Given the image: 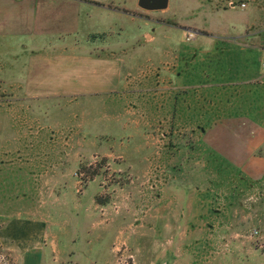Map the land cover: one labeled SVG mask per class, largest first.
Instances as JSON below:
<instances>
[{"label":"rangeland","instance_id":"rangeland-1","mask_svg":"<svg viewBox=\"0 0 264 264\" xmlns=\"http://www.w3.org/2000/svg\"><path fill=\"white\" fill-rule=\"evenodd\" d=\"M153 21L150 28L142 27L139 22L122 21L121 33L123 38L141 39L137 48L142 50L138 51L137 59L129 60L123 67L127 63L136 67L131 78L144 82L138 85L143 91L141 99L148 100L152 95V103L149 102L152 107L144 108L140 101L121 93L124 97L113 96V99L128 102L129 113L124 110L108 116V112L101 109L106 115L104 122L97 123L93 109L89 116L95 119L94 123L87 125L78 115L71 121L58 120L52 124L54 131L64 126L59 132L62 135L52 140V145L71 150L66 158L62 156L64 166L56 163L51 167L59 171L60 166H66L68 170L59 171L63 178L58 181V187L44 180L47 187L42 185L41 189L42 211L48 201L55 199V209L61 208L63 214L74 206L68 204L75 199L81 202L82 223L73 238L70 253L64 251L66 243L70 244L69 238L62 236L61 241L57 240L59 251L49 256L47 264H162L170 257L166 247L164 251L160 247L161 233L155 229L161 198H217L221 204L216 209L224 212V198L230 194L224 181L231 184L237 180L236 175L241 180L244 175H250L253 181H264V148L256 149L264 136V0H172L168 14ZM187 24H195L211 33L203 37V31L200 35L194 31L197 36L189 42ZM146 35L158 39L150 44ZM240 37L245 38L233 42L232 38ZM165 48L173 50L168 57L164 56ZM165 62L169 64L168 75L163 69ZM177 64L184 66L187 78L183 74L171 75V67ZM228 69L231 74H227ZM149 72L153 74L147 75ZM149 87L159 89V95L154 97V91L145 92L150 91ZM214 87L223 89L224 98H219L224 101L223 106L183 108L180 101L184 99L211 101L209 90ZM100 99L111 103L112 98L101 96ZM198 111L203 116L201 121L196 117ZM208 146L225 154L221 158L227 165L226 171L208 172V152H205ZM252 151L256 157L249 156ZM70 157L75 167L67 165ZM247 159L251 160V165L243 164ZM226 173L227 179H216ZM214 178L222 185L215 187ZM44 190L49 194H44ZM65 221L66 216L62 215L56 222L64 225ZM253 229L239 240L259 249L264 245V232L257 229L259 234L252 236ZM172 240L169 236L166 242L169 247L174 246ZM99 241L103 244L101 248L109 246L112 256L108 257L109 251L104 249V259L91 263L82 250L101 251L97 248ZM217 242L218 254L231 252L229 237L218 235ZM0 264H16L15 258L4 253L1 247Z\"/></svg>","mask_w":264,"mask_h":264},{"label":"crops","instance_id":"crops-1","mask_svg":"<svg viewBox=\"0 0 264 264\" xmlns=\"http://www.w3.org/2000/svg\"><path fill=\"white\" fill-rule=\"evenodd\" d=\"M171 7L172 0L165 10L143 9L140 0H0V247L15 258L16 264H47L49 256L59 251L57 240L61 241L62 236L69 238L70 244L66 243L64 251L70 253L73 238L82 223L81 202L75 199L68 204L74 206L66 209L65 214L61 213V208L55 209V199L48 201L42 211L41 189L42 185L47 187L44 180L58 187V181L63 178L59 171H68L66 166L63 167L62 156L66 158L71 150L52 145L51 141L62 135L59 132L64 127L62 124L60 130L54 131L52 124L58 120L71 121L78 115L85 124L94 123L95 119L89 116L93 109L96 110L97 123L104 122V113L108 112L109 116L121 114L124 110L127 112L128 102L113 99V96L121 97V93L140 101L144 108L152 107L149 103H152V95L148 100L141 99L143 91L138 85L144 82L131 78L136 67L129 66L133 63L123 67L129 60H136L142 49L137 48L141 43L139 37L121 36L124 30L122 21L139 22L142 27L150 28L154 25L153 19L166 16ZM210 11L215 12V9L210 8ZM187 25L188 30L197 31L199 35L203 31V37L211 33L195 24ZM245 37L232 40L237 43L236 40ZM145 38L150 44L158 39L149 35ZM150 51L154 52V49ZM171 51L165 48L164 56L168 57ZM164 65L163 69L170 74L169 64L165 62ZM150 74L153 73L147 75ZM182 74L187 78L181 64L171 67V75L180 77ZM227 74H231L229 69ZM149 89L145 92L154 91V97L159 95V89ZM222 90L210 89L212 100L208 102L201 99L178 101L185 109L201 105L216 109L224 104L219 99ZM101 96L112 98L111 103L101 101ZM101 109L104 113L100 112ZM196 117L198 121L203 119L199 111ZM256 146L259 150L264 148V136ZM205 152H208V172L227 170L224 169L227 168L225 160L221 158L224 153L215 147H209ZM252 152L250 157L256 155L255 151ZM71 159L67 165L70 163L75 167ZM56 163L63 164L59 171L51 169ZM249 163L252 162L247 159L243 164ZM236 171L241 172L240 169ZM228 173L216 179H227ZM238 178L236 175V181L223 183L230 192L224 198V212L216 209L221 204L217 198H161L155 229L161 233L160 247L163 251L166 247L170 257L162 264H264V245L257 249L239 240L252 227L264 232V181H253L250 175H244L243 180ZM216 179L214 186H221ZM52 193L55 197L54 190ZM44 194L49 192L44 190ZM62 215L66 216L65 224H57L58 216ZM218 235L231 239V252L217 253L220 250ZM169 236L174 242L172 247L166 243ZM206 239L208 242H203ZM65 240L67 242V238ZM104 249L110 252L107 253L111 258L113 251L109 246H104L101 251H82L86 252L87 261L95 263L104 259Z\"/></svg>","mask_w":264,"mask_h":264},{"label":"water","instance_id":"water-1","mask_svg":"<svg viewBox=\"0 0 264 264\" xmlns=\"http://www.w3.org/2000/svg\"><path fill=\"white\" fill-rule=\"evenodd\" d=\"M169 0H140V7L146 10H165Z\"/></svg>","mask_w":264,"mask_h":264},{"label":"built area","instance_id":"built-area-1","mask_svg":"<svg viewBox=\"0 0 264 264\" xmlns=\"http://www.w3.org/2000/svg\"><path fill=\"white\" fill-rule=\"evenodd\" d=\"M230 6L232 8H235V5L233 3H231ZM241 8L242 9L246 8V5L245 4L241 5ZM187 33H188L187 34V41H189V42L194 40L197 36V34L194 31H188ZM263 70H264V61H263ZM258 234H259V232L257 230H254L251 232L252 236H257Z\"/></svg>","mask_w":264,"mask_h":264},{"label":"trees","instance_id":"trees-1","mask_svg":"<svg viewBox=\"0 0 264 264\" xmlns=\"http://www.w3.org/2000/svg\"><path fill=\"white\" fill-rule=\"evenodd\" d=\"M95 38V37H94Z\"/></svg>","mask_w":264,"mask_h":264}]
</instances>
